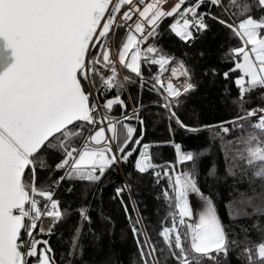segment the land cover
Returning a JSON list of instances; mask_svg holds the SVG:
<instances>
[{
    "label": "snow or ice",
    "instance_id": "snow-or-ice-1",
    "mask_svg": "<svg viewBox=\"0 0 264 264\" xmlns=\"http://www.w3.org/2000/svg\"><path fill=\"white\" fill-rule=\"evenodd\" d=\"M233 259L264 264V0H0V264Z\"/></svg>",
    "mask_w": 264,
    "mask_h": 264
},
{
    "label": "trees",
    "instance_id": "trees-1",
    "mask_svg": "<svg viewBox=\"0 0 264 264\" xmlns=\"http://www.w3.org/2000/svg\"><path fill=\"white\" fill-rule=\"evenodd\" d=\"M170 46L176 47V42L171 41L168 42ZM212 46L215 47V41L212 42ZM218 85L213 86L212 88L208 89V96L206 100H194L192 103L199 106L201 110H203L206 114L212 111L220 110L222 111V106L220 105L216 93L218 92ZM191 115V113H189ZM168 137V132L166 130L165 122L163 120H157L156 118H153V122L148 125V131H147V139L148 140H163ZM176 139L178 141H181L184 145H186L188 148L197 149L206 147V140L204 135H184L182 133H178L176 136ZM154 152H158L160 157L162 159H171L172 157V148L171 147H163V148H153ZM212 160L211 155H207L203 158L202 163V175L203 172L207 170L208 167H210ZM115 179V176L113 177ZM111 189H107L105 191V200H107L108 195L110 194ZM154 190L153 188L145 183L141 186L139 193L137 195V199L142 202V210L145 211L152 219H155L156 216L153 214V208L158 206L157 201L153 199ZM143 204H146L148 207L147 209H143ZM221 212H223V208L221 209ZM160 214H163V209L161 208ZM123 221L122 217L118 218L117 223V229L121 226ZM130 246V245H129ZM233 264H235V260L233 259Z\"/></svg>",
    "mask_w": 264,
    "mask_h": 264
},
{
    "label": "rangeland",
    "instance_id": "rangeland-1",
    "mask_svg": "<svg viewBox=\"0 0 264 264\" xmlns=\"http://www.w3.org/2000/svg\"><path fill=\"white\" fill-rule=\"evenodd\" d=\"M191 200H192V202L194 204V211H197L198 210V206L200 204L199 198L193 195L191 197Z\"/></svg>",
    "mask_w": 264,
    "mask_h": 264
}]
</instances>
